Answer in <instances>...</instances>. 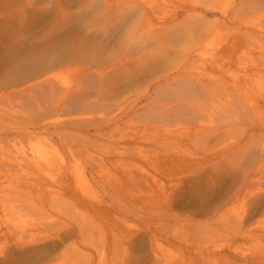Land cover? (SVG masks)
Wrapping results in <instances>:
<instances>
[{
	"label": "bare ground",
	"instance_id": "1",
	"mask_svg": "<svg viewBox=\"0 0 264 264\" xmlns=\"http://www.w3.org/2000/svg\"><path fill=\"white\" fill-rule=\"evenodd\" d=\"M156 1L0 0V106L6 104V108L3 104L4 108L0 107V138L16 140L18 145L22 139L43 132L49 134L50 145L69 151L86 145L90 128L100 134L112 122L143 118L140 123L144 131L149 127L168 131L170 124L181 128L189 125L193 130L188 126V132L194 133L183 136L179 147H167L166 141L154 134L145 140L137 139V144L144 143L163 157L172 153L194 163L186 174L198 177L202 184L203 191L199 189L195 196L204 197L208 190L219 189L209 202L206 199L204 208L196 210L207 222L193 223V227L212 225L216 230H231L233 241L245 240L252 236L248 233L253 227H248L250 232L246 228L248 221L264 214V93L249 94L243 86H216L215 77L208 71L221 61L212 57L203 69L192 67L198 54L197 43L212 33V26L201 21L205 12L212 14V8L198 0H180L177 6L174 4L178 10L166 17L160 8L170 2ZM245 4H239L233 12L251 8ZM79 19L84 28L73 33L70 25ZM144 42H148L150 50L146 51ZM236 48L231 46V55L236 54ZM260 62L253 61L252 66L259 68ZM155 85H161L160 89ZM107 115L110 117L106 119ZM6 116L15 118L13 125L1 121ZM177 118L183 120L175 122ZM217 126H225L226 133L235 126L241 133L226 135L234 140L218 147L224 141L218 138ZM178 179L174 180L176 185L180 183ZM260 242L263 246L256 252V264H264V243ZM220 264L246 261L222 259Z\"/></svg>",
	"mask_w": 264,
	"mask_h": 264
},
{
	"label": "rangeland",
	"instance_id": "2",
	"mask_svg": "<svg viewBox=\"0 0 264 264\" xmlns=\"http://www.w3.org/2000/svg\"><path fill=\"white\" fill-rule=\"evenodd\" d=\"M167 1L170 3L160 8L166 17L177 11L176 6L180 3V0ZM246 1L198 0L214 11L202 14L205 20L201 18V21L212 26L211 31L207 24L212 33L208 32L211 33L209 37L205 35L196 42L198 54L192 67L199 66L201 70L212 58L221 61L218 67L208 71L215 77L216 86H235L237 89L243 86L249 89V94L259 95L264 93V54L260 56L264 52V2ZM238 3H248L251 8L234 13ZM253 3L255 5H251ZM201 21L197 18L195 23L199 26ZM83 28L82 19L70 25L73 33H80ZM146 43L147 51L151 46ZM232 43L238 48L236 54L231 55ZM253 61H261L259 68L252 66ZM155 86L160 89L161 85ZM2 104L6 108V104ZM2 104L0 107L4 108ZM109 117L107 115L106 119ZM4 119L1 121L8 125H13L15 120L10 116ZM142 119L112 122L100 134L90 128L86 145L77 150L73 147L72 152L50 145L49 134L43 132L22 139L18 145L16 140L0 138V264H197V261L198 264H220L222 259L256 264V252L263 246L259 242L264 243V214L248 221L247 225H251L246 228L249 232L252 230L248 233L252 236L247 235L245 240L233 241L231 230H216L212 225L201 226V229L193 227V223L207 222L196 210L204 208L206 199L209 202L219 189L208 190L204 197L195 196V192L203 188L202 184L198 177L186 174L194 163L186 162L185 156L176 157L172 153V156L163 157L144 143H137L140 139L162 137L172 149L179 147V141L183 145V138L194 132L189 133V125L185 124L184 128L170 124L166 127L168 131L149 127L146 132ZM178 120L183 119L177 118L175 122ZM231 127L229 133L225 126L218 128V138L224 141L218 147L227 144L231 134L237 131L235 126ZM162 131L166 136L161 134ZM228 134L231 136L226 137ZM132 146L136 150L131 149ZM126 148L135 154L131 152L133 156L130 155L131 150L128 152ZM128 161L133 166L131 170ZM127 174L136 176L135 180L131 179V182ZM181 175L182 178L178 177ZM174 176L180 179L181 185L175 184L177 178ZM154 259H158L157 262Z\"/></svg>",
	"mask_w": 264,
	"mask_h": 264
}]
</instances>
